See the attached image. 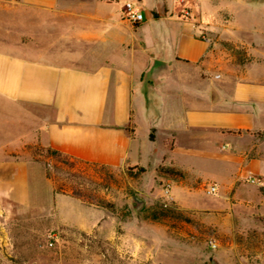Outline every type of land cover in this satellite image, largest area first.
<instances>
[{
  "label": "crops",
  "instance_id": "crops-1",
  "mask_svg": "<svg viewBox=\"0 0 264 264\" xmlns=\"http://www.w3.org/2000/svg\"><path fill=\"white\" fill-rule=\"evenodd\" d=\"M127 3L141 10V23L126 20ZM196 4L201 14L251 15V26L217 30L220 39L252 57V66L211 73L217 26H197L184 15H194ZM259 16L264 19V0H0V212L31 205L37 146L76 163L125 170L146 168L154 158L158 163L164 137L174 141L173 152L187 157L201 141L202 156L233 166L224 173L227 181L213 177L212 184L224 204L233 200L235 208L251 213L240 218L242 237L262 242L264 21H254ZM166 21L174 26H157ZM200 65L209 68L208 76L194 70ZM130 123L132 136L125 131ZM246 175L261 184L246 183ZM63 202L64 196L56 198L60 223L89 230L83 217L68 221ZM235 252L259 256L251 264H264V246Z\"/></svg>",
  "mask_w": 264,
  "mask_h": 264
},
{
  "label": "rangeland",
  "instance_id": "rangeland-1",
  "mask_svg": "<svg viewBox=\"0 0 264 264\" xmlns=\"http://www.w3.org/2000/svg\"><path fill=\"white\" fill-rule=\"evenodd\" d=\"M195 8L194 15L185 12L184 15L193 18L197 26H217V30L219 26L252 25V17L246 12L214 16L210 11L202 10L201 14L197 4ZM254 21L264 19L259 16ZM157 26L174 25L166 21ZM214 41L217 56L211 73L232 74L253 65L252 57L220 39L218 30ZM194 70L201 77L210 73L203 65ZM31 109L36 114L44 113ZM160 145L162 148L156 153L163 158L158 163H154L158 160L154 158L146 168L125 170L76 163L37 146L38 165L30 174L31 205L0 212V264L257 262L259 256L235 252L236 247L264 246V239L261 242L242 237L240 218L251 213L235 208L233 200L224 204L219 191L215 196L205 191L212 185L213 177L227 181L225 172L233 166L202 156L201 141L195 142L194 156L189 157L182 150L173 152L175 143L169 138L164 137ZM58 196H64L63 212L68 221L74 224L73 220L83 217L91 226L89 230L60 223L62 211L56 209ZM134 197L142 201L141 205L132 202ZM245 227L249 228L250 224ZM49 234L56 236L52 247L48 246Z\"/></svg>",
  "mask_w": 264,
  "mask_h": 264
},
{
  "label": "built area",
  "instance_id": "built-area-1",
  "mask_svg": "<svg viewBox=\"0 0 264 264\" xmlns=\"http://www.w3.org/2000/svg\"><path fill=\"white\" fill-rule=\"evenodd\" d=\"M125 18L126 20H128L130 23L132 24H139L143 21L144 19V16L141 12V10L136 7L134 4H131V3H127L125 5ZM246 181L250 184H254V185H260L261 182L260 180H256L254 179L253 177H248L246 179ZM166 188H170L169 185L166 186ZM206 194L209 195V196H215L217 195L218 193V186L215 185V184H212V185H209L208 187H206ZM47 239H48V246L49 247H52L54 242L56 241V236L54 234H49L47 236ZM211 245L213 247H216L215 244L211 243Z\"/></svg>",
  "mask_w": 264,
  "mask_h": 264
},
{
  "label": "trees",
  "instance_id": "trees-1",
  "mask_svg": "<svg viewBox=\"0 0 264 264\" xmlns=\"http://www.w3.org/2000/svg\"><path fill=\"white\" fill-rule=\"evenodd\" d=\"M125 131H126V133H127L128 135H130V136L133 135V133H134V129H133V126H132L131 123L128 124V125L126 126ZM150 139H153V135L150 136ZM50 153H51L52 155H54V156H61V154H60L59 152L54 151V150H51Z\"/></svg>",
  "mask_w": 264,
  "mask_h": 264
},
{
  "label": "water",
  "instance_id": "water-1",
  "mask_svg": "<svg viewBox=\"0 0 264 264\" xmlns=\"http://www.w3.org/2000/svg\"><path fill=\"white\" fill-rule=\"evenodd\" d=\"M132 202H135L137 204V206L141 205V203H142V201L137 197L132 198Z\"/></svg>",
  "mask_w": 264,
  "mask_h": 264
}]
</instances>
